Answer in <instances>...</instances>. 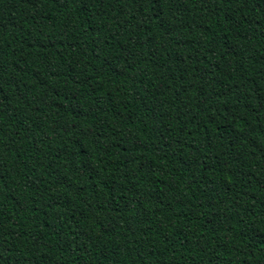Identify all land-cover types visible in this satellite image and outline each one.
<instances>
[{"label": "trees", "instance_id": "trees-1", "mask_svg": "<svg viewBox=\"0 0 264 264\" xmlns=\"http://www.w3.org/2000/svg\"><path fill=\"white\" fill-rule=\"evenodd\" d=\"M0 264H264V0H0Z\"/></svg>", "mask_w": 264, "mask_h": 264}]
</instances>
